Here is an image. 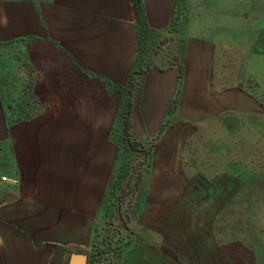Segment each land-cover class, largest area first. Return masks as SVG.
<instances>
[{
	"label": "rangeland",
	"instance_id": "rangeland-1",
	"mask_svg": "<svg viewBox=\"0 0 264 264\" xmlns=\"http://www.w3.org/2000/svg\"><path fill=\"white\" fill-rule=\"evenodd\" d=\"M23 1L0 0L6 17ZM138 37L130 74L106 67L95 101L70 73L68 100L46 104L59 228L49 211L22 220L10 180L17 120L46 107L13 69L46 60L27 37L0 41V264H264V0H175L165 29Z\"/></svg>",
	"mask_w": 264,
	"mask_h": 264
},
{
	"label": "crops",
	"instance_id": "crops-1",
	"mask_svg": "<svg viewBox=\"0 0 264 264\" xmlns=\"http://www.w3.org/2000/svg\"><path fill=\"white\" fill-rule=\"evenodd\" d=\"M174 8L175 0H24L10 19L6 17L5 3L0 2V41L27 37L33 58L46 60L42 68L13 69L19 76L33 75V84L38 85L35 90L42 92L44 106L51 104L53 92H60L65 98L58 99L59 106L68 100L70 73H75L72 86L83 92L82 99L95 101L92 92L95 84L102 83L99 76L108 81L116 76L105 68L118 67L124 75L130 74L140 48L139 30L143 26L164 30L171 23ZM38 43L44 44V51ZM53 59H75L76 63L53 66ZM6 71L0 69V91L8 80ZM48 107L28 122L17 120L20 125L14 137L20 145L14 148L10 180L14 192H18L16 201L22 220L27 213L31 218L35 210L49 211L55 228H59L64 217L68 218V198L63 202L61 186L48 174L52 149L41 146L48 139L43 128L51 125L52 115L59 116Z\"/></svg>",
	"mask_w": 264,
	"mask_h": 264
},
{
	"label": "water",
	"instance_id": "water-1",
	"mask_svg": "<svg viewBox=\"0 0 264 264\" xmlns=\"http://www.w3.org/2000/svg\"><path fill=\"white\" fill-rule=\"evenodd\" d=\"M81 261H82V258H78V259L75 261V264H81Z\"/></svg>",
	"mask_w": 264,
	"mask_h": 264
}]
</instances>
